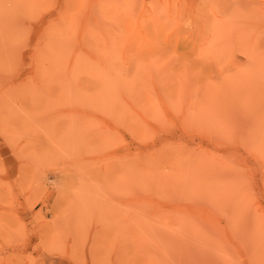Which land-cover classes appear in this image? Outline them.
<instances>
[{"label":"rangeland","instance_id":"rangeland-1","mask_svg":"<svg viewBox=\"0 0 264 264\" xmlns=\"http://www.w3.org/2000/svg\"><path fill=\"white\" fill-rule=\"evenodd\" d=\"M94 262L264 264V0H0V264Z\"/></svg>","mask_w":264,"mask_h":264},{"label":"bare ground","instance_id":"bare-ground-1","mask_svg":"<svg viewBox=\"0 0 264 264\" xmlns=\"http://www.w3.org/2000/svg\"><path fill=\"white\" fill-rule=\"evenodd\" d=\"M90 245H91V244H90ZM94 246H95V245L92 244V245L90 246L91 249H89V250H91V251H95V250H94V249H95ZM93 248H94V249H93ZM89 252H90V251H89ZM91 253H93V252H91ZM95 255H96V254H95ZM95 255H93V256H95ZM91 260H92V259H91ZM93 260H94V259H93ZM73 261H74V260H73ZM90 264H91V263H90ZM93 264H97V263L94 262Z\"/></svg>","mask_w":264,"mask_h":264}]
</instances>
